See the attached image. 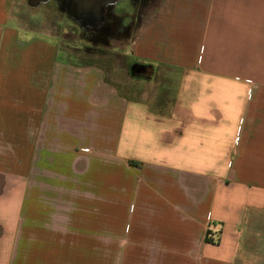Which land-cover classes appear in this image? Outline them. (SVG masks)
I'll use <instances>...</instances> for the list:
<instances>
[{"label": "crops", "instance_id": "1", "mask_svg": "<svg viewBox=\"0 0 264 264\" xmlns=\"http://www.w3.org/2000/svg\"><path fill=\"white\" fill-rule=\"evenodd\" d=\"M21 1L0 0V264H264V0L146 19L129 55L180 72L169 103L60 56Z\"/></svg>", "mask_w": 264, "mask_h": 264}, {"label": "rangeland", "instance_id": "2", "mask_svg": "<svg viewBox=\"0 0 264 264\" xmlns=\"http://www.w3.org/2000/svg\"><path fill=\"white\" fill-rule=\"evenodd\" d=\"M63 1L51 0L34 7L22 0L15 9L16 22L33 33L51 36L58 43L60 56H67L72 64L104 70L106 81L123 94L171 102L180 72L138 64L129 55L146 19L159 12L166 0H122L108 7L102 22L91 23L74 15L72 2L68 9ZM39 259V264H50L48 257L46 261L43 256ZM122 262L123 257H119L118 264ZM53 264H113V257L57 255Z\"/></svg>", "mask_w": 264, "mask_h": 264}, {"label": "water", "instance_id": "3", "mask_svg": "<svg viewBox=\"0 0 264 264\" xmlns=\"http://www.w3.org/2000/svg\"><path fill=\"white\" fill-rule=\"evenodd\" d=\"M31 6H38L51 0H28ZM122 0H73L72 12L74 15L82 17L83 20L94 22L103 21V16L108 7L113 6ZM72 13V15H73Z\"/></svg>", "mask_w": 264, "mask_h": 264}, {"label": "flooded vegetation", "instance_id": "4", "mask_svg": "<svg viewBox=\"0 0 264 264\" xmlns=\"http://www.w3.org/2000/svg\"><path fill=\"white\" fill-rule=\"evenodd\" d=\"M73 0H64V4L67 6L68 9H71V6H70V3L72 2Z\"/></svg>", "mask_w": 264, "mask_h": 264}]
</instances>
